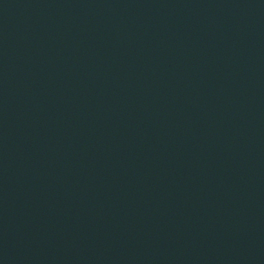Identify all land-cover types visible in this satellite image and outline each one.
I'll return each instance as SVG.
<instances>
[{"label": "water", "instance_id": "1", "mask_svg": "<svg viewBox=\"0 0 264 264\" xmlns=\"http://www.w3.org/2000/svg\"><path fill=\"white\" fill-rule=\"evenodd\" d=\"M0 264H264V0H0Z\"/></svg>", "mask_w": 264, "mask_h": 264}]
</instances>
